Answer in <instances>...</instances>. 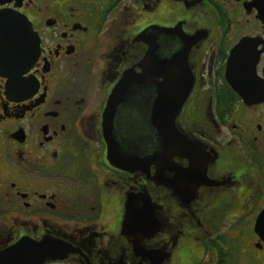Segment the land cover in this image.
Segmentation results:
<instances>
[{"label": "flooded vegetation", "instance_id": "flooded-vegetation-1", "mask_svg": "<svg viewBox=\"0 0 264 264\" xmlns=\"http://www.w3.org/2000/svg\"><path fill=\"white\" fill-rule=\"evenodd\" d=\"M3 10L27 19L38 53L13 85L0 76V264H264V0H0ZM166 61L181 71L167 97L182 100L181 150L150 158L165 90L147 87L117 109L129 162L111 163L109 95L126 72Z\"/></svg>", "mask_w": 264, "mask_h": 264}, {"label": "water", "instance_id": "water-1", "mask_svg": "<svg viewBox=\"0 0 264 264\" xmlns=\"http://www.w3.org/2000/svg\"><path fill=\"white\" fill-rule=\"evenodd\" d=\"M37 53L38 40L27 19L10 10L0 11V76L7 77L10 80V85H13L14 78L22 71L25 64L35 59ZM180 73L181 71L174 67V63L166 61L164 68L159 71L143 70L140 74L128 71L124 74L109 95L103 113V135L107 146V158L111 163L114 159H118L121 163L129 162V153L122 149L114 132L117 109L121 104L129 101L134 90H144L147 87H154L156 91L162 88L165 90V99L158 100L156 98L153 103L150 122L156 130L155 135L159 149L156 147L150 158L157 160L158 150L165 152L174 149L181 150L174 146L176 135L174 120L182 100L175 102L167 98L173 94L172 90L177 86L173 80H176ZM158 78L165 80L164 85H158ZM152 79H154L153 82ZM133 154V160L140 159L135 150ZM255 231L264 241V209L256 219ZM35 260L31 264H40L43 258L38 255ZM24 261L22 259L21 264H24Z\"/></svg>", "mask_w": 264, "mask_h": 264}]
</instances>
